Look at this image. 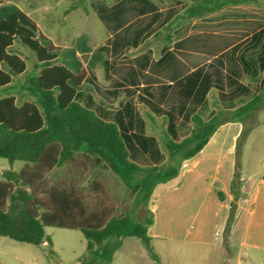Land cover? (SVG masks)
Returning a JSON list of instances; mask_svg holds the SVG:
<instances>
[{"label":"rangeland","instance_id":"1","mask_svg":"<svg viewBox=\"0 0 264 264\" xmlns=\"http://www.w3.org/2000/svg\"><path fill=\"white\" fill-rule=\"evenodd\" d=\"M118 1L10 0L7 3L16 5L30 15L41 32L59 47H73L85 36L91 53L102 46L109 48V52H103V59L91 70L90 85L94 96L110 109L108 119H112L115 110L123 108L126 103L130 104L133 132L156 140L146 155L148 164L163 167L170 164L167 120L149 109L142 99L145 98L141 95L143 88H138L140 93L136 90L131 93L129 89L116 88L111 83L117 76L119 66L127 71L132 69L133 60L137 57L154 55L158 58L168 51L167 48L157 47L159 44L180 40L184 34L181 28L172 32V29L166 30L161 25L145 27L151 20L148 17L126 26L111 38L113 31L107 23L117 24L120 19L124 20L120 26L123 27L134 19L116 16L118 8L138 11L151 9L150 4L140 0H126L117 6ZM149 1H154L160 7L176 5L170 0ZM176 9L181 10V6H176ZM155 19L163 20L164 16ZM180 19L177 17L174 21L179 22ZM217 19L207 17L206 21ZM234 24H221L214 28L205 25V31L234 36L240 41L245 31L231 33L228 30H240L242 22ZM263 25L264 21L257 22V28ZM262 41L264 32L253 39L252 42L257 44L253 53L245 49L249 45L247 41H242L227 53V71L235 70L237 83L247 90L235 103L237 108L257 96L264 98V87L260 84L264 78V66L260 70L255 64L256 76L246 72L239 59L243 53L255 63L259 62L260 57L264 58V49L260 47ZM14 51L26 61L27 71L22 76L14 77L12 87L0 89V97L13 95L19 104L38 103L30 82L31 77L41 70L35 55L20 41H16ZM173 52L178 54L176 50ZM90 56L80 54L84 64ZM140 62H144V59ZM169 64L167 75L159 76L162 80L175 79L184 70L175 55L169 58ZM137 69L142 70L138 65ZM263 102L259 101L250 110L238 113L233 120L217 128L200 152L177 163V176L157 185L147 197L145 205L139 199L135 201L132 189L108 163L102 161L95 166L90 163L89 157L86 160L83 158L82 152L75 154L77 160L86 164L78 178L83 188L87 189L95 180L100 181L108 190L111 201L122 211L135 214L139 219L151 217L153 220L147 229L151 237L150 247L159 263L155 262L146 243L140 238L125 237L116 248L111 264H264V182H260L264 175ZM191 109L190 106L185 113H179L181 137L188 136L193 127ZM232 113L223 106L215 89L208 92L197 111L204 120L213 114L225 120L231 118ZM24 165L22 161H15L13 167L20 170ZM9 167L8 161L0 158V169ZM69 169L70 165L66 164L55 170L49 176V181L56 183L69 179L72 176ZM219 194L223 200H220ZM86 254V240L79 230L46 227L44 241L38 246L0 237L1 264H80L78 260Z\"/></svg>","mask_w":264,"mask_h":264},{"label":"trees","instance_id":"2","mask_svg":"<svg viewBox=\"0 0 264 264\" xmlns=\"http://www.w3.org/2000/svg\"><path fill=\"white\" fill-rule=\"evenodd\" d=\"M7 1L0 0V89L10 87L14 77L27 71L26 61L14 51L16 41L34 53L41 70L30 79L38 103L19 104L13 95L0 98V158L10 165L0 170V237L38 246L44 241L46 227L79 230L87 248V254L78 260L80 264H111L123 238L138 237L159 263L147 229L152 218L143 220L122 211L100 181L83 188L78 178L86 164L75 154L82 152L83 158L89 157L95 166L102 161L108 163L132 189L135 201L139 199L145 205L157 185L177 176V163L200 152L224 121L219 116L204 120L193 114L189 135L181 137L179 113L191 91H182L180 84L174 83L166 98L168 90L159 85L157 94H150L144 101L154 114L167 120L170 164L149 165L146 155L156 140L133 132L130 106L108 119L88 94V71L80 58V54L92 52L86 37L73 47H59L41 32L31 16ZM222 5L223 0H204L194 10L208 13ZM104 51L100 48L93 52L87 67H95ZM203 82L202 96L214 87L220 91L224 106L242 95L240 91L225 92L227 84L232 86L234 82H227L221 67L210 66ZM259 99L239 107L235 115L250 110ZM15 161L25 165L16 170ZM66 164L72 176L51 183V173ZM219 197L223 200L221 194Z\"/></svg>","mask_w":264,"mask_h":264},{"label":"crops","instance_id":"3","mask_svg":"<svg viewBox=\"0 0 264 264\" xmlns=\"http://www.w3.org/2000/svg\"><path fill=\"white\" fill-rule=\"evenodd\" d=\"M125 1L126 0H119L117 2V6H120ZM140 1H144L150 4L151 9H142L138 11L126 7L118 8L115 13L116 16L127 18L129 17L134 19L130 20L123 27L120 26L121 23L124 22V20L121 21L119 19L117 24L107 23L109 28H111V30L113 31V34L110 35L111 38L126 26L131 25L132 23H136L137 21L139 22L142 19L148 17L151 18V20L148 21L145 27L154 28L158 25H161V27L165 28L166 30L172 29V32L181 28V31L184 35L180 40H169L162 42L161 45L159 44V46L157 47L167 48L168 51H166L158 58L154 57V55H152V57L151 55H142L140 57H137L135 60H133L134 62L132 69L127 71H124L122 66H119L116 72L117 76L112 79L111 84L113 85V87L120 89H129L128 92L131 93H133L134 90L140 93L138 88H143V93L141 95H143L145 98L150 99V94H157L158 86L164 85L168 90V93L166 95L167 98L172 90L173 84L179 83V87L182 91H191L190 98L186 104V107L181 112H184L187 107L191 106V108H195L193 110L194 112L192 111V115L197 114L199 107L201 106L202 102L206 99L208 92L212 89L218 91L221 101L220 91L214 87L210 88L205 94V96H202L204 76L208 74L209 68L212 65L222 68L224 76H226L227 82H234L232 86H229L227 84V88L225 91L226 93L240 91L242 94L243 91H247L244 86H240L237 83V79L235 77L237 76L236 71L233 69H230L229 72L227 71L228 63L226 57L227 53L237 47L242 41H247L249 45L245 49H250L249 51L253 53V49L257 46L256 42H252L253 39L256 37V35H259L261 32H264V25L260 28H257V22L264 21V0H223V5L219 9L201 14L194 9H198L199 5H201L204 0H170L176 3V5H170L169 7H160L156 5L154 1ZM178 5L181 6V10L176 9V6ZM161 16H164L163 20L155 19ZM177 17L181 18L179 22L174 21V18ZM207 17H213L218 19L212 22H208L206 21ZM237 22H242V25L239 26L241 27V29L238 30V28H232V30L230 29L228 31L231 33H242L243 31H245L243 32L245 33L244 38L240 41L234 36H222L217 32L210 33L205 31V25H211V27L214 28L220 26L221 24L227 23H235L234 25H236ZM138 47H140V45H138ZM260 47L264 49V41L261 42ZM100 48H104V52L106 53L109 52V48L107 46H102ZM150 48L151 47H149V49ZM174 50H176L178 54H175V52H173ZM91 54L92 53H90V55ZM173 55L177 56L180 59V63L181 65H183L184 70L180 75H178L179 77H176L175 79L168 81L162 80L159 76L167 75V72L170 70L169 58L173 57ZM262 58L260 57V61L255 63V61L248 55L243 53L239 55L240 62L242 63V68L250 74H256V76L258 75L256 65L260 70L264 66V58L263 60H261ZM141 59H144V62H140ZM217 59H220L221 62H217ZM85 64H87V62ZM137 65L142 70L137 69ZM85 67L88 71V75L85 79V85L88 94L94 98V100L100 107L102 114L107 117V115L109 114L108 112H110V109L103 106V102L96 100L92 91V87L90 85L92 69L88 68L86 65ZM260 84L264 87V78L263 80H261ZM12 85L10 87H12ZM260 93L261 92H259L258 95ZM145 98H142L143 101ZM255 98H260L259 101H264V98L260 96H257ZM237 100H234L230 102L227 106H225L227 111H233V116L231 118L223 120L224 123L220 126H223L225 123L229 122L230 120H233L234 116H236L234 115V113L238 109L235 105ZM127 106H130V104L126 103L123 108L115 110L112 114V119L113 115L116 112L125 111ZM261 111L262 119L264 121V106L261 107ZM215 116L219 115L213 114L207 120H210ZM260 182H264V175L261 176Z\"/></svg>","mask_w":264,"mask_h":264}]
</instances>
